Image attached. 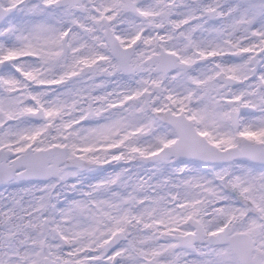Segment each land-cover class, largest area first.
I'll use <instances>...</instances> for the list:
<instances>
[{"label": "snow or ice", "instance_id": "6c2138e0", "mask_svg": "<svg viewBox=\"0 0 264 264\" xmlns=\"http://www.w3.org/2000/svg\"><path fill=\"white\" fill-rule=\"evenodd\" d=\"M0 264H264V0H0Z\"/></svg>", "mask_w": 264, "mask_h": 264}]
</instances>
